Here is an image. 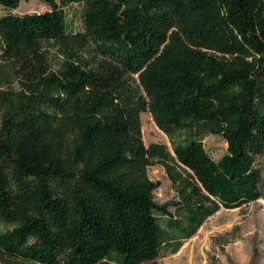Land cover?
<instances>
[{"label": "trees", "instance_id": "1", "mask_svg": "<svg viewBox=\"0 0 264 264\" xmlns=\"http://www.w3.org/2000/svg\"><path fill=\"white\" fill-rule=\"evenodd\" d=\"M39 1L0 0L2 264H158L219 209L264 199V0ZM145 111L172 153L144 144Z\"/></svg>", "mask_w": 264, "mask_h": 264}, {"label": "rangeland", "instance_id": "2", "mask_svg": "<svg viewBox=\"0 0 264 264\" xmlns=\"http://www.w3.org/2000/svg\"><path fill=\"white\" fill-rule=\"evenodd\" d=\"M49 9L39 0H21L13 13L43 12ZM9 10L0 6V16ZM65 22L72 31L82 28L83 4L73 3L63 8ZM2 64V63H1ZM8 67L0 66V86L7 81L14 83ZM141 130L146 146L159 144L172 153L170 138L154 123L148 111L140 115ZM180 137H178L179 139ZM206 152L215 160L226 151V142L216 134L204 135ZM261 175L264 184V155L261 159ZM148 176L158 181L154 190V200L163 204L173 198L174 191L165 168L155 163L148 168ZM158 264H264V199L249 202L234 209H219L198 229L195 235L186 240L174 254L158 259ZM0 264H2L0 262Z\"/></svg>", "mask_w": 264, "mask_h": 264}]
</instances>
